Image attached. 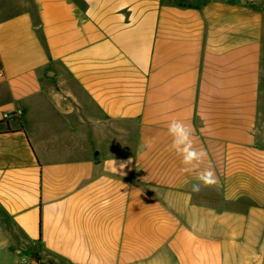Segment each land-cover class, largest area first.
Masks as SVG:
<instances>
[{
    "label": "crops",
    "instance_id": "crops-1",
    "mask_svg": "<svg viewBox=\"0 0 264 264\" xmlns=\"http://www.w3.org/2000/svg\"><path fill=\"white\" fill-rule=\"evenodd\" d=\"M246 2L0 0V264H264V0ZM174 120L205 158L182 163Z\"/></svg>",
    "mask_w": 264,
    "mask_h": 264
},
{
    "label": "clouds",
    "instance_id": "clouds-1",
    "mask_svg": "<svg viewBox=\"0 0 264 264\" xmlns=\"http://www.w3.org/2000/svg\"><path fill=\"white\" fill-rule=\"evenodd\" d=\"M189 128L184 124L178 121H172L168 126V132L173 137H179V139H173L172 147H176L178 143H186L185 148L183 149V161L184 165L191 163L194 159L205 158L207 156V152L201 149L199 152L192 150L190 140V136H192V132L189 133L186 129ZM124 166V165H120ZM117 170V169H116ZM183 171H187V169H183ZM198 180L200 183L192 185L193 192H199L202 186H209L217 183V179L215 178V170L212 168L206 169L203 173L198 176Z\"/></svg>",
    "mask_w": 264,
    "mask_h": 264
},
{
    "label": "water",
    "instance_id": "water-1",
    "mask_svg": "<svg viewBox=\"0 0 264 264\" xmlns=\"http://www.w3.org/2000/svg\"><path fill=\"white\" fill-rule=\"evenodd\" d=\"M241 3L244 4V3H247L246 0H241ZM56 79V75L52 72H47L44 76H43V80L47 83H50V82H54Z\"/></svg>",
    "mask_w": 264,
    "mask_h": 264
},
{
    "label": "rangeland",
    "instance_id": "rangeland-1",
    "mask_svg": "<svg viewBox=\"0 0 264 264\" xmlns=\"http://www.w3.org/2000/svg\"><path fill=\"white\" fill-rule=\"evenodd\" d=\"M8 1H11V0H8ZM17 12H18L17 10H12V11L8 12V14H6L4 16V18L5 17H11V16L15 15ZM251 253L254 254V250H251Z\"/></svg>",
    "mask_w": 264,
    "mask_h": 264
},
{
    "label": "built area",
    "instance_id": "built-area-1",
    "mask_svg": "<svg viewBox=\"0 0 264 264\" xmlns=\"http://www.w3.org/2000/svg\"><path fill=\"white\" fill-rule=\"evenodd\" d=\"M20 115H21V112L18 111V112H16V113L13 114V117L17 118ZM3 117H4V119H8L10 117V114H5Z\"/></svg>",
    "mask_w": 264,
    "mask_h": 264
}]
</instances>
